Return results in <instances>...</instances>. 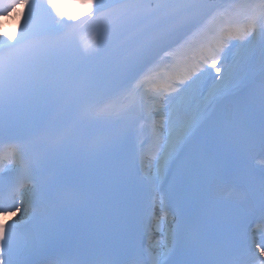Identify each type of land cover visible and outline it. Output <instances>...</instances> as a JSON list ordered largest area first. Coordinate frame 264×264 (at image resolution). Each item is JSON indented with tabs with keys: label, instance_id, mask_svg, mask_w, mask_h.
<instances>
[{
	"label": "snow or ice",
	"instance_id": "snow-or-ice-1",
	"mask_svg": "<svg viewBox=\"0 0 264 264\" xmlns=\"http://www.w3.org/2000/svg\"><path fill=\"white\" fill-rule=\"evenodd\" d=\"M14 12L21 25L7 30ZM142 120L152 190L170 173L184 187L174 222L143 210L127 152ZM99 122L117 127L94 135ZM257 143L264 151V0L0 9V186L19 195L7 208L0 199V264H264V175L259 211L254 181L238 179ZM73 218L92 226L78 242ZM141 232L160 240L145 247Z\"/></svg>",
	"mask_w": 264,
	"mask_h": 264
},
{
	"label": "bare ground",
	"instance_id": "bare-ground-1",
	"mask_svg": "<svg viewBox=\"0 0 264 264\" xmlns=\"http://www.w3.org/2000/svg\"><path fill=\"white\" fill-rule=\"evenodd\" d=\"M70 2H69V5H72L73 3H74V0H69ZM70 11L71 10H73L72 8H70L69 9ZM24 11V10H23ZM83 21H84V18H81ZM21 25V17L19 16L18 17V19H17V21L13 24V25H11L10 27H5V29H7V30H15L16 28H17V26H20ZM151 165V164H150ZM150 165H145V164H143V162H142V167H144V170L146 171V173L148 174V175H152V174H154V167L152 168V167H150ZM170 221V220H169Z\"/></svg>",
	"mask_w": 264,
	"mask_h": 264
},
{
	"label": "rangeland",
	"instance_id": "rangeland-1",
	"mask_svg": "<svg viewBox=\"0 0 264 264\" xmlns=\"http://www.w3.org/2000/svg\"><path fill=\"white\" fill-rule=\"evenodd\" d=\"M12 17H14V19H15V17L17 18V16H14V14H13ZM14 19L7 18V19H6V23L12 22ZM3 25H4V24H3Z\"/></svg>",
	"mask_w": 264,
	"mask_h": 264
}]
</instances>
